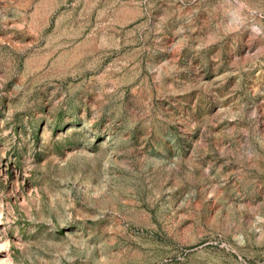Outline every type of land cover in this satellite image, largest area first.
Instances as JSON below:
<instances>
[{
  "label": "rangeland",
  "instance_id": "obj_1",
  "mask_svg": "<svg viewBox=\"0 0 264 264\" xmlns=\"http://www.w3.org/2000/svg\"><path fill=\"white\" fill-rule=\"evenodd\" d=\"M0 264H264V0H0Z\"/></svg>",
  "mask_w": 264,
  "mask_h": 264
}]
</instances>
